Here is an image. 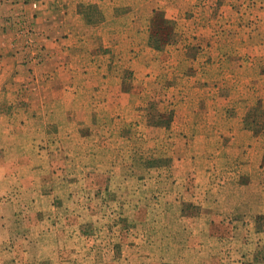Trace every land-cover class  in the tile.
Returning <instances> with one entry per match:
<instances>
[{
  "label": "crops",
  "instance_id": "obj_1",
  "mask_svg": "<svg viewBox=\"0 0 264 264\" xmlns=\"http://www.w3.org/2000/svg\"><path fill=\"white\" fill-rule=\"evenodd\" d=\"M133 1L0 0V113L7 115L0 117L4 121L0 130L35 132V114H45L50 107L58 118L50 128L58 138L49 144L76 146L67 129L79 128L85 114H93L98 126L109 129L110 125L99 121V114L117 105L131 114H147L150 100L168 107L174 113L170 129L176 136L167 140L173 152L168 178L159 177V205L170 210L163 216L181 209V219L175 218L180 216L176 212L172 223L186 237L172 248L178 254L212 258L215 249L210 245L218 241L234 240V245L243 246V228L237 218L264 209L262 191L256 189L262 182L258 178H264V141L244 130L245 115L258 99L264 103V0H159L148 11V0ZM244 1L249 9L243 11L239 3ZM174 2H188L192 9L172 14L180 40L158 50L148 44V25L156 9ZM90 3L97 7V14L87 9ZM240 16L252 19L251 25L248 20L237 23L242 32L251 31V39L224 43L218 38L222 30L216 23ZM20 21L31 24L43 47L39 63L25 54L28 49L22 47ZM214 33L215 41H210L209 34ZM121 64L133 71L130 79L116 71ZM222 65L227 66L221 69ZM18 112L31 115L14 126L5 121L9 113L18 116ZM153 141L158 145L160 139ZM27 142L32 143L19 133L10 138L0 134V145L5 147L0 149V195L15 194L11 200L0 199V264L46 261L45 246L34 231L40 222L16 215L26 205L40 206L39 201L16 199L23 191L35 193L36 184L20 190L9 184L16 174L14 161L29 160L17 150V145ZM77 154L75 159L80 158ZM212 158L226 170L214 175ZM22 168L27 179L36 178L37 170L31 174ZM59 173L67 175L68 171L62 168ZM166 180L169 183L164 187ZM25 223L30 232L21 229ZM241 249L228 250L230 260L237 258L232 264H245L251 255Z\"/></svg>",
  "mask_w": 264,
  "mask_h": 264
},
{
  "label": "rangeland",
  "instance_id": "obj_2",
  "mask_svg": "<svg viewBox=\"0 0 264 264\" xmlns=\"http://www.w3.org/2000/svg\"><path fill=\"white\" fill-rule=\"evenodd\" d=\"M130 2L135 4L133 0ZM158 2L159 0H148L147 11ZM87 5L90 13H98L95 4ZM190 5L188 2L164 3L162 8L156 9L159 16L165 20L160 33L166 41L159 42V47H155L149 37L148 44L164 51L173 41L180 40L181 34L174 32L176 20L171 16L173 13L182 15L189 12L186 10L192 9ZM239 5L243 11L249 9L246 1ZM201 6L203 7L202 3ZM153 17L148 25L150 31L153 29ZM240 19L242 24H246L248 20L251 25L252 19L242 16L231 17L228 21L219 19L216 25L222 31L218 38L227 44L250 40L251 31L245 29L242 32L237 26V23L241 24ZM209 35L213 38L215 33ZM210 41H215V38H210ZM22 47L28 49L25 54H31V47H27L24 40ZM36 49L38 60L35 63H39L43 54L41 43L37 42ZM226 66L222 65L221 69ZM209 69L212 70L213 67ZM117 70L125 73L128 79L131 77L129 74L133 73L131 69L125 68V64H121L119 69L116 67ZM148 104L151 105L147 114H131L121 105L113 107V110L101 112L99 121L110 125L109 129L98 126V120L91 118L93 114H85V120L80 122L79 128L67 129L72 142H77L76 146L49 144L58 138V133L50 128L52 123L58 120L56 112L50 111V107L46 108L45 114H35V132L16 128L0 130L3 137L10 138L11 135L19 133L23 140L32 142L17 145L19 153L28 155L29 160L14 161L16 174L9 184L17 190L29 184H36L35 193L28 194L23 191L18 193L19 197L16 199L23 203L39 201L40 206L30 205L27 208L26 205L23 209H17L16 215H22L23 219L35 217V220L40 222V228H35L34 231L35 237L45 246L44 249L41 248L45 254V264H232L231 261L237 262V258L230 260L232 256L229 257L228 250L236 247L251 254L245 258V264H264V209L259 213L243 214L241 219L237 218L243 228L240 238L243 246L238 243L234 245V240L218 241L210 245L215 249V255L208 259L194 258L193 254H178L179 252L172 248V244L185 239L186 234H180L172 223L175 221L172 215H176V212L180 216L175 218L181 219V209L171 211V216L162 214L170 210L159 205V188L162 182L159 177L165 175V178H168L170 171L173 150L167 140L176 136V132L170 129L174 113L154 100L148 101ZM251 110L254 115L252 111L245 115L244 130L250 131V137H259L264 141L262 99H258ZM28 115L31 114L18 112L16 116L9 113L8 120L5 121L14 126L27 119ZM2 116L7 117L6 114L0 113V117ZM2 122L4 121L0 120V123ZM151 126L160 129L154 130ZM21 132H24V135H20ZM156 138L160 139L158 145L153 141ZM0 149L4 151L5 147L0 145ZM76 154L79 159H75ZM213 159L210 160L214 175L226 170L223 164H217ZM23 166L31 174L34 169L37 170L34 180L23 176ZM62 168L68 171L67 175L59 173ZM259 179H262L259 184L261 186L256 189L262 191L264 198V178ZM168 183L166 180L162 184L165 187ZM1 196L11 200L15 194L6 191L0 195V199ZM193 209L191 212L195 211V208ZM25 224L21 229L30 232L28 223ZM246 233L251 234L247 237ZM207 242L201 241V244L207 245ZM180 251L183 252V249Z\"/></svg>",
  "mask_w": 264,
  "mask_h": 264
},
{
  "label": "built area",
  "instance_id": "obj_3",
  "mask_svg": "<svg viewBox=\"0 0 264 264\" xmlns=\"http://www.w3.org/2000/svg\"><path fill=\"white\" fill-rule=\"evenodd\" d=\"M33 8H38V2H33ZM19 34L21 37L24 38V44H26L27 47H31V60L37 61V42L39 43L37 36L34 34V29L31 26L30 23H21L19 22Z\"/></svg>",
  "mask_w": 264,
  "mask_h": 264
},
{
  "label": "trees",
  "instance_id": "obj_4",
  "mask_svg": "<svg viewBox=\"0 0 264 264\" xmlns=\"http://www.w3.org/2000/svg\"><path fill=\"white\" fill-rule=\"evenodd\" d=\"M164 24H165L164 18L159 16L158 12H155L154 17H153V21H152V28L153 29L149 33L150 40L155 47H157V46L159 47V45H158L159 42H165L166 41L163 39V37L160 33L161 27Z\"/></svg>",
  "mask_w": 264,
  "mask_h": 264
}]
</instances>
